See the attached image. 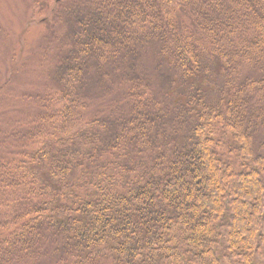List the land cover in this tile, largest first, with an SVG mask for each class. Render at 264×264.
Instances as JSON below:
<instances>
[{"label": "trees", "instance_id": "16d2710c", "mask_svg": "<svg viewBox=\"0 0 264 264\" xmlns=\"http://www.w3.org/2000/svg\"><path fill=\"white\" fill-rule=\"evenodd\" d=\"M64 2L70 105L0 155V264H264V0ZM90 69L128 73L112 114Z\"/></svg>", "mask_w": 264, "mask_h": 264}, {"label": "rangeland", "instance_id": "374dc122", "mask_svg": "<svg viewBox=\"0 0 264 264\" xmlns=\"http://www.w3.org/2000/svg\"><path fill=\"white\" fill-rule=\"evenodd\" d=\"M65 0H0V155H9L21 139L23 123L32 120L47 103V111H58L69 101L59 102L56 81L58 65L67 46L68 30L61 11ZM56 4V5H55ZM54 7V8H53ZM53 8V9H52ZM52 9V11H51ZM51 12V13H50ZM157 55L155 50L140 52L135 61V72L149 77L152 87L158 76L154 72ZM132 71L129 69V73ZM108 85L128 75H113L105 70ZM95 73L90 69L85 81L89 85L86 97V118L101 113L112 114L108 104L115 94L106 83L92 86ZM141 83L142 79L136 75ZM103 85H106L103 91ZM145 90L148 91L147 86ZM154 90V89H153ZM212 94V91L209 90ZM154 93L156 91L154 90ZM169 105V99L167 101ZM264 143V136L261 135ZM258 264V263H257ZM263 264V263H261Z\"/></svg>", "mask_w": 264, "mask_h": 264}]
</instances>
